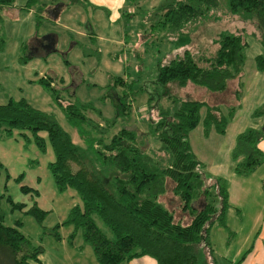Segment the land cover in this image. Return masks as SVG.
Returning a JSON list of instances; mask_svg holds the SVG:
<instances>
[{
    "label": "rangeland",
    "instance_id": "rangeland-1",
    "mask_svg": "<svg viewBox=\"0 0 264 264\" xmlns=\"http://www.w3.org/2000/svg\"><path fill=\"white\" fill-rule=\"evenodd\" d=\"M170 1L13 0L3 6L0 104L24 99L50 114L82 147L86 161L99 167L94 153L103 146L90 137L95 131L107 142L121 128L133 130L142 150L165 161L167 154L159 149L161 143L151 126L158 113L173 110L177 98L190 96L203 102L189 142L205 165L206 180L213 177L224 181L230 205L224 213L225 225L214 223L209 229L212 253L207 242L199 247L200 262L212 264L214 259L216 264H264V165L250 175H237L234 166L243 156L233 157L239 133L264 128V72L257 69L255 60L258 54L264 56V35L254 19L232 14L221 5L200 23L185 26L181 33L186 37L179 36L158 23L160 8ZM228 33L241 34L247 42L239 95L234 92L239 88L238 79L230 80L221 92L192 82L181 88L158 83L160 67L183 49L189 48L195 56H208L217 49L220 37ZM49 34L54 36V43L43 51L38 44ZM53 89L58 90L64 105L66 101L88 105L84 123L90 125H83L82 134L68 121ZM122 102L123 108L119 107ZM212 105H218L223 113L229 106L235 107L223 133L214 129L204 133L202 119ZM38 136L41 143L31 129H13L11 134L0 136L3 224L17 227L41 249L42 264H76L79 258L81 264H97L81 229L75 232L66 222L71 208L81 204L80 196L71 187H57L50 169L55 154L48 133L41 130ZM104 171L109 177L115 172L111 167ZM172 187L173 182L167 179L158 202L173 210L176 219L188 221L187 210H182ZM203 201V197L197 199L194 206L200 207ZM34 205L43 211L40 220L29 212ZM93 217L112 238L102 220ZM145 258L134 257L131 264H147L145 260L155 264L152 257Z\"/></svg>",
    "mask_w": 264,
    "mask_h": 264
},
{
    "label": "trees",
    "instance_id": "trees-1",
    "mask_svg": "<svg viewBox=\"0 0 264 264\" xmlns=\"http://www.w3.org/2000/svg\"><path fill=\"white\" fill-rule=\"evenodd\" d=\"M12 3L13 0H0V8ZM221 5L232 14L254 19L264 35V0H171L160 8L158 23L186 37L181 33L185 26L200 23ZM246 46L241 34L228 33L220 37L216 51L210 56H195L185 48L182 54L160 67L157 81L178 88L192 82L213 92L223 91L229 80L240 79ZM255 60L257 69L263 71L264 56L258 54ZM239 93L240 89L235 90L236 95ZM52 94L63 105L70 124L82 134L83 125H90L84 123L88 105L69 101L64 105L58 90L53 89ZM175 101V108L161 110L151 125L161 143L159 149L167 154L165 161L142 150L133 130L121 128L107 142L97 131L90 136L103 146L94 153L99 167L86 161L82 147L50 114L32 107L24 99L0 104V136L11 134L13 129H31L41 143L38 131H47L55 154V160L50 163L55 183L60 190L73 188L82 201L71 208L66 222L74 226L75 232L81 229L85 242L92 246L97 264H129L132 258L143 255L154 258L157 264H201L199 247L203 242H207L212 253L209 229L214 223L225 225L228 191L220 178L206 180L205 165L189 142V133L200 120L203 102L190 96ZM124 104L119 107L123 108ZM234 112L232 105L225 113L217 105L208 106L202 119L204 133L212 129L225 132ZM263 138L264 128H251L237 135L233 157L243 156L234 166L237 175H249L264 162V151L257 146ZM105 167L115 172L106 176ZM167 179L173 182L172 192L182 210H187L188 221L176 219L173 210L158 202ZM262 184L264 189V180ZM201 197L202 205L195 207V201ZM29 212L39 220L43 217V211L35 205ZM93 215L109 228L112 238L98 227ZM53 235L58 237L57 232ZM40 252L17 227L3 224L0 213V256L4 257L0 258V264H40ZM212 264H216L214 259Z\"/></svg>",
    "mask_w": 264,
    "mask_h": 264
},
{
    "label": "crops",
    "instance_id": "crops-1",
    "mask_svg": "<svg viewBox=\"0 0 264 264\" xmlns=\"http://www.w3.org/2000/svg\"><path fill=\"white\" fill-rule=\"evenodd\" d=\"M54 37V36H53ZM45 41L44 39H41V41ZM216 51V50H215ZM212 54H214V53H212ZM212 54H210V55H212ZM210 55H208V56H210ZM261 72H264V70L263 71H261ZM242 76V75H241ZM241 78V77H240ZM232 80V79H231ZM230 81V80H229ZM228 81V82H229ZM238 82H240V79L238 80ZM190 82H188L187 84H189ZM187 84H186V86H187ZM228 84V83H227ZM239 84V83H238ZM185 87V86H184ZM237 89H240V87L239 88H237ZM237 89H235V90H237ZM219 92H221V91H219ZM235 92V91H234ZM240 94V93H239ZM192 98V97H191ZM218 106V105H217ZM220 110H221V108H220ZM222 112V111H221ZM234 114H235V112H234ZM234 116V115H233ZM264 139V138H263ZM262 140V139H261ZM259 141L258 142V144H257V146L260 148V149H262L263 151H264V147L261 145V143H264V140H262V141ZM261 145V146H260ZM264 165V162L263 163H261L253 172H255L258 168H260V167H262ZM252 172V173H253ZM252 173H250V174H252ZM249 174V175H250ZM260 177V176H259ZM211 178H213V177H211ZM263 180H264V175L262 176V178H261V184L263 183ZM262 188H263V184H262ZM264 190V189H263ZM177 197V196H176ZM230 199V192H229V190H228V200ZM181 204V203H180ZM229 205H230V202H229ZM175 216V215H174ZM176 218V217H175ZM178 219V218H177ZM212 248V247H211ZM148 256V255H147ZM75 257H77V259H78V256H75ZM141 257V259H146L145 258V255H143V256H140ZM154 259V258H153ZM131 261L132 260H130L129 261V264H131ZM146 262H147V264H151L150 262H148L149 260H145ZM154 261H155V259H154ZM40 264H42V263H40ZM76 264H81V260H80V258H79V260H78V262L76 263ZM154 264V263H153ZM155 264H157L156 263V261H155Z\"/></svg>",
    "mask_w": 264,
    "mask_h": 264
},
{
    "label": "flooded vegetation",
    "instance_id": "flooded-vegetation-1",
    "mask_svg": "<svg viewBox=\"0 0 264 264\" xmlns=\"http://www.w3.org/2000/svg\"><path fill=\"white\" fill-rule=\"evenodd\" d=\"M45 41H40V44H38L42 49H44L45 51H47L48 49L51 48V45L54 43V37L52 34H49V36H47L46 38H42ZM35 51V50H33Z\"/></svg>",
    "mask_w": 264,
    "mask_h": 264
},
{
    "label": "water",
    "instance_id": "water-1",
    "mask_svg": "<svg viewBox=\"0 0 264 264\" xmlns=\"http://www.w3.org/2000/svg\"><path fill=\"white\" fill-rule=\"evenodd\" d=\"M47 36H49V35L44 36V38H46Z\"/></svg>",
    "mask_w": 264,
    "mask_h": 264
}]
</instances>
